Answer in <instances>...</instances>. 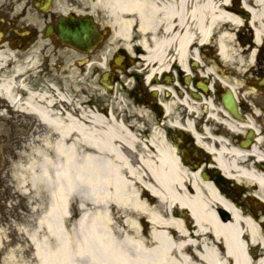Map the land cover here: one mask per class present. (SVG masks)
Here are the masks:
<instances>
[{
	"label": "bare ground",
	"instance_id": "bare-ground-1",
	"mask_svg": "<svg viewBox=\"0 0 264 264\" xmlns=\"http://www.w3.org/2000/svg\"><path fill=\"white\" fill-rule=\"evenodd\" d=\"M195 1L213 3L65 2L68 11L91 17L111 32L102 61L106 52L117 48L132 54L134 48L145 52L152 44L154 51L141 61L150 64L154 57L161 64L163 50L172 41L184 50L195 42L205 43L218 21L235 23L211 12L210 27L204 28L195 15ZM187 17L198 23L196 38L194 27H185ZM173 20L180 30L176 34L170 32ZM160 23L162 34H156ZM231 38L223 34L218 44L223 47ZM13 52L7 46L0 48V106L4 105L0 118L37 122L32 140L22 137V144L2 150L1 163L10 166L3 177H8L18 204L30 216L36 215L32 222L37 231L30 239L39 264H264L263 213L244 206L256 201L264 208V146L233 150L231 159L224 146L207 149L214 166L245 186V198L235 199L229 189L201 180L200 171L192 172L180 162L160 131L148 134L152 116L142 108L131 110L134 107L117 96L106 106L110 103L99 94L100 112L86 107L75 111L54 83L31 90L27 78L21 77L28 73V65L8 71ZM84 91L87 97L86 87Z\"/></svg>",
	"mask_w": 264,
	"mask_h": 264
},
{
	"label": "flooded vegetation",
	"instance_id": "flooded-vegetation-1",
	"mask_svg": "<svg viewBox=\"0 0 264 264\" xmlns=\"http://www.w3.org/2000/svg\"><path fill=\"white\" fill-rule=\"evenodd\" d=\"M212 1L211 5L195 6L201 26L210 27L211 12L229 16L235 23L219 21L209 30L210 38L206 43L195 42L193 47L184 50L172 41L163 50L161 64L156 63L158 58L154 57L150 64L141 61L142 57L148 56L149 50L154 49L152 44L145 52L134 48L129 57L123 51H112L106 52L102 61L103 46L100 45L90 55L97 64L93 75L97 76L99 84L102 87L106 82L112 84L113 88L106 90L109 93L121 87L134 108H142L156 120L166 141L178 147L181 160L195 164V167L211 162L209 147L224 146L231 159L235 156L231 153L233 150L245 152L264 146V41L261 40L259 45L255 43L257 28L264 27L263 22L257 23L256 16L264 21V12L255 0ZM40 3L41 0L20 2L14 24L18 32L12 28L13 33L3 34V42L18 43L22 49H28L36 43L38 35L44 36L46 29L52 27L51 41L61 45L54 31L56 22L66 14L64 5L53 0L50 10L42 11L38 8ZM7 24V19L0 15V27ZM176 25L173 20L171 34L180 31ZM161 26L162 23L156 34H162ZM185 27L187 30L194 27L195 38L200 35L198 23H193L189 17ZM226 33L233 40L222 47L218 39ZM120 55H125V60L122 65H117L116 59ZM174 117L183 123L191 117L194 136L183 124L173 125ZM210 179L220 188L229 185L235 199L244 196L240 191L241 183L235 179L237 187L231 179L226 181L218 175L210 174ZM244 206L248 208L246 202ZM227 216L230 217L228 213Z\"/></svg>",
	"mask_w": 264,
	"mask_h": 264
},
{
	"label": "rangeland",
	"instance_id": "rangeland-1",
	"mask_svg": "<svg viewBox=\"0 0 264 264\" xmlns=\"http://www.w3.org/2000/svg\"><path fill=\"white\" fill-rule=\"evenodd\" d=\"M18 1L0 0V14L15 18L19 12L18 9L21 8V4H18ZM202 3L204 4V2L195 1V6L198 8ZM11 50L12 52L14 51V54L11 55L15 56L9 55L8 57V71H11L16 66L25 67L28 65L26 69L28 73L21 75V77L27 78V82L32 88L31 90L37 91L43 88L47 82L48 84L54 83L58 88V92L70 99L67 104H69L71 109L79 111L81 108L86 107L88 111L96 113L103 108L99 105L103 97L98 96L101 90L97 85V78L95 79L91 76L95 65H88L86 72L81 76V71L84 68L81 63L84 59L80 54L71 49L51 46L49 41L43 40H39L28 51L22 52L12 48ZM30 64L33 66L31 67ZM35 77H39L41 81L36 82ZM85 87L87 97L83 94ZM116 96L129 105L126 100L128 99L126 93H122L119 89ZM95 97L99 98V100H91L95 99ZM112 101L113 98L108 101L110 104L106 103V106L111 105ZM3 107L4 105H1L0 109H4ZM131 110H135V108ZM26 119L12 117L9 118V121H6L0 118V264H39L35 257V247L30 239V235L37 231V226L32 222L36 215L30 216L18 204L19 197L15 194L16 198L13 196L8 177H3V173L10 166L1 163V158L4 156L2 150L8 146L14 148L17 142L22 144V137L29 138L28 142L32 140V130L37 121L35 119ZM152 127L154 126L152 125ZM27 141L26 143H28ZM23 221H30L31 223L22 224L21 222ZM73 249L74 246L71 245L70 250L72 251ZM79 259L83 262L82 257L79 256Z\"/></svg>",
	"mask_w": 264,
	"mask_h": 264
},
{
	"label": "water",
	"instance_id": "water-1",
	"mask_svg": "<svg viewBox=\"0 0 264 264\" xmlns=\"http://www.w3.org/2000/svg\"><path fill=\"white\" fill-rule=\"evenodd\" d=\"M60 34L65 42L82 48L85 44L90 45V36L94 34V29L89 22L84 21L79 27L73 29L60 26Z\"/></svg>",
	"mask_w": 264,
	"mask_h": 264
}]
</instances>
